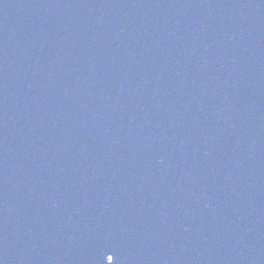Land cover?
I'll list each match as a JSON object with an SVG mask.
<instances>
[{
	"label": "water",
	"instance_id": "water-1",
	"mask_svg": "<svg viewBox=\"0 0 264 264\" xmlns=\"http://www.w3.org/2000/svg\"><path fill=\"white\" fill-rule=\"evenodd\" d=\"M264 264V0H0V264Z\"/></svg>",
	"mask_w": 264,
	"mask_h": 264
},
{
	"label": "snow or ice",
	"instance_id": "snow-or-ice-1",
	"mask_svg": "<svg viewBox=\"0 0 264 264\" xmlns=\"http://www.w3.org/2000/svg\"><path fill=\"white\" fill-rule=\"evenodd\" d=\"M106 259L108 264H112V262L114 261V257L112 255H107Z\"/></svg>",
	"mask_w": 264,
	"mask_h": 264
}]
</instances>
